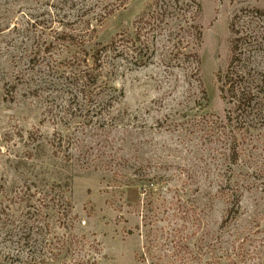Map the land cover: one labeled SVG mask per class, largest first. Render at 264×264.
Returning <instances> with one entry per match:
<instances>
[{
    "label": "rangeland",
    "instance_id": "1",
    "mask_svg": "<svg viewBox=\"0 0 264 264\" xmlns=\"http://www.w3.org/2000/svg\"><path fill=\"white\" fill-rule=\"evenodd\" d=\"M237 63L264 85V0H0V264H264Z\"/></svg>",
    "mask_w": 264,
    "mask_h": 264
},
{
    "label": "trees",
    "instance_id": "2",
    "mask_svg": "<svg viewBox=\"0 0 264 264\" xmlns=\"http://www.w3.org/2000/svg\"><path fill=\"white\" fill-rule=\"evenodd\" d=\"M233 69L235 70L231 71V75H228V85H225L222 89L227 98L231 100L232 107L234 108V115L225 117L229 119L228 122L230 120L233 122L231 127L233 129V142H235L236 137H239L247 130L245 127V124L247 126L245 115L250 110L253 111L258 108L260 103L256 97L264 94V85H262V80L256 83H253V79L249 80L246 77L245 71L242 68L240 69L238 63ZM83 77L89 79L85 73ZM230 150L234 156V160H236L240 155L238 146L232 144ZM238 202L239 200L237 199L236 203Z\"/></svg>",
    "mask_w": 264,
    "mask_h": 264
}]
</instances>
